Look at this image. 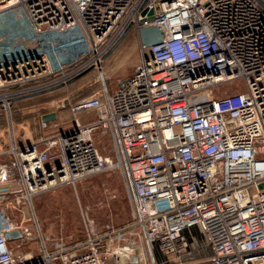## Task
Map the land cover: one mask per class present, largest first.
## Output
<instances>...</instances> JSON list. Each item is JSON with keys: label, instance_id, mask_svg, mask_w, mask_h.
<instances>
[{"label": "built area", "instance_id": "1", "mask_svg": "<svg viewBox=\"0 0 264 264\" xmlns=\"http://www.w3.org/2000/svg\"><path fill=\"white\" fill-rule=\"evenodd\" d=\"M13 10L31 35L0 44L6 112L13 97L100 68L130 28L140 58L112 93L68 105L67 129L40 119L44 136L17 139L10 122L0 195L14 184L33 209V196L118 166L99 149L105 135L121 149L134 204L122 227L94 232L83 220L81 240L48 250L40 239L37 256H16L9 242L29 230L0 203V264H264V0H0V13ZM148 26L163 36L145 48ZM70 30L83 49L61 62L76 50L58 38ZM90 111L97 120L80 125L76 114ZM13 230L22 237L7 240Z\"/></svg>", "mask_w": 264, "mask_h": 264}, {"label": "rangeland", "instance_id": "2", "mask_svg": "<svg viewBox=\"0 0 264 264\" xmlns=\"http://www.w3.org/2000/svg\"><path fill=\"white\" fill-rule=\"evenodd\" d=\"M127 31L129 34L123 41L104 56L100 68H92L68 84L22 99L23 101L15 103L14 101L21 99L13 97L9 101V112L0 103V147L7 148L10 122L13 123L17 139L19 135L25 134L34 138L37 136L36 132H39L38 121L43 113L54 111L58 116L65 115L67 107L57 109V102L66 99L69 105H73L83 98L114 91L117 81L130 76L140 58L136 33L132 28ZM30 35L27 20L18 11L0 13V44L26 40ZM58 38L76 43L75 51L73 49L60 56L61 62L70 61L83 49L84 43L78 30L63 32ZM0 51L5 52L6 49L0 45ZM22 52L25 53L24 50ZM49 80L50 78H44L35 83L8 87L4 91L34 87ZM104 136L97 140L99 149L102 154L112 153L110 155L115 162H119L118 166L79 180L75 185H63L33 196V209L23 201L17 202L18 187L14 184L10 193L0 195L1 206L8 218L29 230V236L21 242H9V247L16 256L28 253L37 256L40 239L45 242L48 250L81 240L85 233L84 222L94 232L119 228L130 222L134 202L128 197L127 165L117 140L109 141ZM196 236L201 240L200 234L196 233Z\"/></svg>", "mask_w": 264, "mask_h": 264}, {"label": "water", "instance_id": "3", "mask_svg": "<svg viewBox=\"0 0 264 264\" xmlns=\"http://www.w3.org/2000/svg\"><path fill=\"white\" fill-rule=\"evenodd\" d=\"M126 33H127V31L116 42V44L111 48V50L122 40V38L124 37V35ZM162 36H163L162 35V31L158 27H156V26L142 27L139 30L140 42H141L142 46L145 47V48L146 47H150V46L158 43L161 40ZM90 69H88V70H90ZM88 70H85L84 72H86ZM84 72H82L78 76H76V77L68 80L66 82V84H68L70 81L76 79L77 77L81 76ZM63 85L64 84H59V85H56L54 87H50V88H47V89H44V90H40V91H37V92H34V93L22 95V96H20L18 98H15V99H25V98H29V97H32V96H35V95H39V94H42V93H46V92L52 91V90H54V89H56L58 87H61ZM68 105H69L68 104V100L65 99V100H62V101L57 102L56 108L57 109H63L64 107H67ZM54 119H55V114L54 113L46 114V115H44L42 117V120H44L46 122L53 121ZM8 190H9V187L8 186L0 187V192H7ZM5 237H6L7 240H12V239H20L22 237V235H21V233L18 230H13V231L6 232L5 233Z\"/></svg>", "mask_w": 264, "mask_h": 264}, {"label": "crops", "instance_id": "4", "mask_svg": "<svg viewBox=\"0 0 264 264\" xmlns=\"http://www.w3.org/2000/svg\"><path fill=\"white\" fill-rule=\"evenodd\" d=\"M126 36L127 35L125 34L121 41H123V39ZM121 41L119 43H121ZM138 50H139V48H138ZM127 77H125V78H127ZM125 78L119 79L117 81V84H118V82L120 80H123ZM112 92L113 91H111V93ZM51 113H54L55 114L54 122L59 125L58 128H57V130L67 129V128H69L72 125L74 115L71 114L68 106H67V108L64 111V114H65L64 116H58V114L55 113L54 111H50V112H47V113H43L40 116V119H42V116H44L46 114H51ZM76 117H77V120L80 123V125L85 126V125H89V124H91V123H93V122H95L97 120V113L95 111L79 112V113L76 114ZM37 129H38L39 132H36L37 136H35L34 138L32 137V139H39L42 136H44L45 133H46L45 131H43L42 129H40V127H39V121H38V128ZM19 136H21V135H19ZM104 137H107V139H109V141H110V138L108 136H104ZM207 253L208 252H206L204 254H207Z\"/></svg>", "mask_w": 264, "mask_h": 264}, {"label": "trees", "instance_id": "5", "mask_svg": "<svg viewBox=\"0 0 264 264\" xmlns=\"http://www.w3.org/2000/svg\"><path fill=\"white\" fill-rule=\"evenodd\" d=\"M133 31V30H132ZM129 33H127L126 35H128ZM18 101H23L22 99L21 100H17V101H14L15 103L18 102ZM13 106H14V103H13ZM128 177V176H127ZM127 182H128V185H127V190H128V197L131 199L132 198V195H131V190H130V184H129V177L127 178ZM129 186V187H128Z\"/></svg>", "mask_w": 264, "mask_h": 264}]
</instances>
